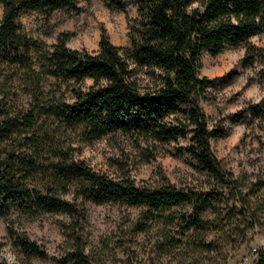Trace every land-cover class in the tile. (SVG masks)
Wrapping results in <instances>:
<instances>
[{
  "label": "clouds",
  "instance_id": "clouds-1",
  "mask_svg": "<svg viewBox=\"0 0 264 264\" xmlns=\"http://www.w3.org/2000/svg\"><path fill=\"white\" fill-rule=\"evenodd\" d=\"M15 2L18 4L20 0ZM47 2L39 0L40 6L20 9L12 21L15 31L10 40L22 45L18 51L27 58L25 67L10 64L9 59L3 57L6 48L9 58L13 50L9 41L0 40V97L7 99L10 115H23L34 110L37 96L41 103L49 101L51 97L50 103L60 104L67 99L75 107L81 99L87 100L90 95L97 96L117 87V77L111 72L85 68L84 74L80 76L65 77L61 72L51 74L57 64L49 58L54 56L57 49L63 48L71 53L75 47L71 45L64 48L65 37L68 40L75 39L73 30L81 38L85 33L92 37V46L80 47L76 55L81 59H85V53L89 54V58H104L108 33L96 18L98 11L123 27L122 43L126 47L117 51L121 60H128L125 67L132 68L136 73L145 71V66L134 58L129 59L138 43L144 42L142 32L148 27L141 23L149 17L137 10L138 0H121L128 5L127 11L109 10L106 5L110 0H70L69 5L57 7L54 11L43 6ZM210 2L182 0L180 7H169L167 14L170 17L183 13L192 16L198 11L202 15ZM254 3V10L245 12L235 10L234 0H226L227 7L232 10L219 18L221 22L231 25L232 31L248 23L255 26L248 39L241 40L234 48L229 47V50L234 51V57L228 67L239 68L240 61L253 46L258 45L256 60L245 70L241 81L251 90L241 95L234 108L220 110L216 118L205 125L211 132L221 116L224 117L223 123L228 125L225 134L231 136V141L220 153L223 182L207 171H195L186 163H196L191 156V149L197 142L192 137L199 128L200 117L193 121L182 111L168 114L165 109V115L158 123L171 126L182 122L188 129L184 135L166 144L153 139L143 147L133 146L132 140L136 138L130 136L121 145L124 149L122 158L132 157L130 169L134 166L139 169L143 163L139 154L148 149L155 155L174 158L178 162L179 167L171 170L177 188L191 185L202 190L218 189L222 193L220 199L204 206H199L200 201L196 196L174 203L163 216L154 217L149 221V227L140 231L138 222L149 213L148 203L132 205L131 208L128 204L119 205L121 210L118 215L109 213L101 222V217L112 205H104V212L99 216H89L88 210L94 206L92 194L95 184L86 175L78 176L63 181L66 199L75 211L64 209L59 215L51 216L54 231L44 228L37 231L26 223L24 216L16 212L7 217L0 216V264H65L69 253L84 257L86 264H264V116H257L251 122H236L227 115L236 108L264 106V76L261 75L264 70V55H261L264 54V0H254ZM8 15L9 8L5 0H0V31L6 26ZM206 26L214 27L215 22ZM199 35L194 32L191 39L195 41ZM134 40L138 43H133ZM148 70L147 84L142 81L139 94L130 101V104L135 105L133 110H140L146 101L162 100L157 93L168 86L165 79L167 69L163 65L155 72L151 71V66H148ZM137 78L125 76L132 87H135ZM177 87L180 85L177 84ZM189 95L197 106L206 102L205 94L196 86H193ZM86 132L85 124L74 125L67 133L62 130L51 147L63 146L67 149L73 143L82 147L88 143ZM13 138L20 139L16 133H13ZM208 139L218 138L208 136ZM8 143L5 141L4 145ZM116 147L114 144L115 155L121 156V152L115 151ZM44 151L54 162L59 163L63 159L61 155H52L49 148H44ZM6 155V152L0 151V160L5 159ZM64 163L71 165L72 158L69 157ZM159 163V160H151L147 165L151 171L144 173L143 179L136 177L137 188H160L169 183L163 177L170 169H161ZM96 171L101 173L102 170L97 168ZM108 171L113 180L128 174L123 169H117L119 174H112L111 169ZM28 183L41 192L52 186L57 193L64 195V188L54 181L51 171L45 179H30ZM230 210L238 213L242 210V214L228 215ZM193 217H198V223L186 225L185 220ZM67 264L75 262L68 260Z\"/></svg>",
  "mask_w": 264,
  "mask_h": 264
},
{
  "label": "trees",
  "instance_id": "trees-1",
  "mask_svg": "<svg viewBox=\"0 0 264 264\" xmlns=\"http://www.w3.org/2000/svg\"><path fill=\"white\" fill-rule=\"evenodd\" d=\"M5 3L9 8V15L6 17V26L0 31V40L9 41L13 51L9 58L6 48L3 57L9 59L10 64L25 67L27 58L18 51L22 45L10 40L15 31L12 21L20 9L40 6L39 0H20L18 4L15 0H5ZM181 3L182 0H138L137 10L149 17L141 23L148 27L142 32L143 43L133 41L138 43V47L129 59L134 58L140 65L145 66L143 73L146 76H149L148 66H151L152 72L161 65L167 69L165 79L168 86L157 93L162 100L146 101L140 110H133L135 105L130 104V101L139 94L142 85L136 79L135 87L130 86L125 76H136L138 73L132 68L125 67L128 60L119 58L117 50L123 47L111 44L108 39L105 56L102 59L89 58L88 53H85V59H81L76 55L77 50L69 53L63 48L57 49L54 56L49 59L57 64V68L51 74L61 72L65 77L83 75L85 68L111 72L117 77V87L114 90L102 92L97 96L90 95L87 100L81 99L75 107L66 100L60 104L50 103L51 97L49 101L41 103L40 97L37 96L34 110L16 116L10 115L7 99L0 97V117H3L0 119V151L7 153L6 158L0 160V216L6 217L13 212L37 216L60 214L64 209L75 211L65 198L67 191L63 181L85 175L95 184L92 200L96 205L121 203L132 206L148 203L151 211H163L174 203L191 199L193 196L200 201L199 206L216 200L217 192L214 189L205 195H197L189 188L178 189L169 183L160 188L139 189L128 175H121L119 180H113L108 174L97 173L85 162L73 160L63 146L51 147L60 131H69L74 125L80 124L87 126L85 139L88 142L122 131L144 143L155 139L166 144L188 131L182 122L171 126L158 123L164 117L165 109L168 114L179 110L190 116L193 121L201 118L199 128L192 137L197 143L191 149V156L195 158L199 170L207 171L223 182L221 166L212 154L211 140L208 139V136L221 138L223 132L218 125L211 132L208 131L205 126L208 118L201 104L197 106L189 92L196 86L205 94V99L208 87L219 79L210 80L199 76L202 54L208 53L216 57L226 47L238 46L241 40H246L253 34L255 26L248 23L239 30L232 31L231 25L221 22L219 18L232 10L227 7L226 0H211L202 15L197 11V14L192 16L186 13L168 16L167 9L174 5L180 7ZM69 4L70 0H48L43 6L54 11L57 7ZM109 5L123 10L125 3L121 0H110ZM234 8L236 11L252 12L255 3L254 0H234ZM213 22L214 27L206 26L213 25ZM194 32L200 34L195 41L191 39ZM67 42L68 39L65 37L64 48H68ZM256 48L253 46L242 59L243 68H248L255 62L258 55ZM69 65L73 67L69 68ZM77 65L79 67H76ZM261 75L264 76V70ZM177 84L180 85L179 88ZM244 111L250 112L254 117L264 116L262 106L250 105ZM13 133L20 139H14ZM5 141H9L7 146L4 145ZM44 148H49L52 155H61L62 161L59 163L52 161ZM69 157L72 158L71 165L64 163ZM122 169L124 170L123 167ZM49 171L54 181L64 188V195L57 193L52 186L41 192L39 188L28 183L30 179H45ZM194 222L198 223V217L185 220L188 226ZM68 260H73L75 264H86L84 257L76 253H69L65 264Z\"/></svg>",
  "mask_w": 264,
  "mask_h": 264
},
{
  "label": "rangeland",
  "instance_id": "rangeland-1",
  "mask_svg": "<svg viewBox=\"0 0 264 264\" xmlns=\"http://www.w3.org/2000/svg\"><path fill=\"white\" fill-rule=\"evenodd\" d=\"M106 7H108L109 10L116 9L115 7H112L109 4L106 5ZM127 8L128 5L125 3L124 9L121 11H127ZM96 18L103 25L104 31L108 33V41L111 44L118 47L126 46L124 43H122L121 33L123 32V27L121 26L120 23H113L112 20L107 15L102 14L100 11L96 13ZM124 34L126 35L127 33ZM73 35L75 36V39L68 40L67 42V47L71 45H75V47L72 50L79 51L80 47L90 48L92 46V37L89 34L85 33L81 38L73 30ZM253 38L255 39V36H253ZM255 47L258 48V45H255ZM233 57H234V51L229 50V47H226L216 57H212L208 53H203L201 56L200 59L201 67L199 69V76L206 77L207 79L210 80L214 78H219L215 84L208 87L205 97L206 102L201 104V107L208 118V122L214 120L220 110L224 108H230V109L234 108L238 104L241 95H246L247 92L251 90L250 87H247L241 83L244 77L245 70L247 69L242 67V63H241L242 60L240 61L239 68L228 67L230 64H232ZM136 76L138 77L137 80L140 85H142V81L144 82V84H147V80L149 76H146L144 73H138ZM65 100L67 101V99ZM262 108H264V106H262ZM227 115H229L232 118V120L236 122L245 121V120L251 122L252 120L255 119V117L252 116L250 112L244 111V109L241 108H236L235 111L229 112ZM223 122H224V117L221 116L220 120L217 121L216 124L219 126V129L223 132V136L216 140L210 141L212 154L214 158L219 162L220 166L222 160V158L220 157V153L224 152V149L227 147V144L230 143L231 141V136L225 134L228 125L224 124ZM67 132L68 131H66L65 133ZM130 136L131 135L123 133L122 131H117L115 133L107 134L99 140H94L85 143L82 147L81 145L73 143L72 145H69V147L66 150L71 154L73 160L85 162L94 171H96L97 168H100L102 170L101 173L110 175L108 170L111 169L112 174H119L117 173V169H122L123 167L124 172L128 173L127 175L132 180H134V182L137 176H139L140 179H143L144 178L143 174L151 171V169L147 167V165L151 162V160L153 159L159 160L160 163L158 167H160L161 169L163 168L170 169L169 173H166L163 179L169 181V184L176 187L175 183H173L175 177L171 174V170L177 169L179 167V164L174 158L169 159L167 156L160 157L158 155H155L151 150L145 149L144 152L139 154L141 156V159L143 160V163L140 164L139 169L137 170L135 166L132 167L131 169L129 168V163L131 162L132 157H129L127 159L122 158L124 149H122L121 145L123 144V141H126ZM114 144L117 145L115 151L121 152V156L115 155V152L113 151ZM132 144L133 146L143 147L147 143L134 139L132 140ZM233 147H235V145H233ZM128 151H130V149H128ZM110 152L112 153L111 155L109 154ZM223 162L227 163L228 161L224 160ZM186 163H188L190 167L195 169V171L203 172L199 170L197 163H192L191 161H186ZM113 165H115L116 167L113 168L112 167ZM133 173L135 175H133ZM182 188H189L193 192L202 195H205L208 192H210V190H212V189L202 190L192 187L191 185H186L178 189H182ZM214 190L217 192L216 200H219L220 197L222 196V193L218 189H214ZM109 204L112 205V207L109 208L108 211L104 213V217H101V222H103V219L107 217L109 213L118 215L121 210L119 205L122 204L107 203L102 205L93 204L94 206L88 210L89 216L92 217L99 216L101 212H104L103 206ZM129 207L131 208V206ZM165 211L166 210L163 211L150 210L149 213L145 215L141 221L138 222L139 224L138 230L143 231L144 229L148 228L149 221L154 217L159 218L163 216ZM11 214L12 213H10L9 215ZM17 214L24 216L26 223L30 227L35 228L37 231H39L41 228L54 231L55 225L54 222L50 219V217L53 215H59V214H41L37 216H28L19 213ZM237 214H242V210L239 213L230 210V212L228 213V215H237ZM185 224L187 225V223Z\"/></svg>",
  "mask_w": 264,
  "mask_h": 264
}]
</instances>
